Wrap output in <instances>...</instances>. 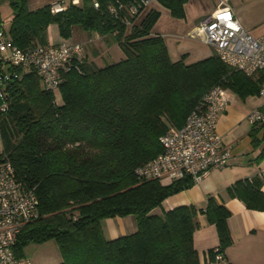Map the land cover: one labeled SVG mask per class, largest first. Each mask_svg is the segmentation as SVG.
I'll return each mask as SVG.
<instances>
[{
  "label": "trees",
  "instance_id": "1",
  "mask_svg": "<svg viewBox=\"0 0 264 264\" xmlns=\"http://www.w3.org/2000/svg\"><path fill=\"white\" fill-rule=\"evenodd\" d=\"M3 1L12 11L2 31L10 46L28 50L49 44L48 30L55 24L63 39L74 26L111 36L124 55L104 66L73 56L59 71L57 99L42 88L34 68L0 60L6 69L0 74V162L9 159L17 178L38 198V216L19 233L15 254L23 256L29 243L54 239L62 258L57 264H199L192 240L198 211L182 205L153 213L193 179H139L134 169L162 151L159 138L182 127L211 87L221 85L243 98L258 93L261 79L223 63L215 52L192 63L169 58L163 37L152 34L158 7L182 19L188 0H154L155 7L134 16L120 11L130 25L111 10L129 0H57L63 4L57 12L51 11L55 2L30 9L28 0ZM259 129L253 142L261 145L264 159V126ZM262 183L257 175L227 191L247 208L264 211ZM199 212L215 225L223 252L232 241L230 212L212 196ZM124 216L134 218L135 231L106 238L102 220Z\"/></svg>",
  "mask_w": 264,
  "mask_h": 264
},
{
  "label": "built area",
  "instance_id": "2",
  "mask_svg": "<svg viewBox=\"0 0 264 264\" xmlns=\"http://www.w3.org/2000/svg\"><path fill=\"white\" fill-rule=\"evenodd\" d=\"M76 4L79 0H71ZM154 0H129L111 10L126 25L128 16H134L149 7ZM98 7L96 1L93 2ZM63 9L61 2L51 6L52 12ZM125 10L127 15L118 14ZM205 44L214 48L220 60L247 76H258L261 106L249 113L248 119L264 126V34L253 36L238 20L232 6L224 1L205 15L190 32ZM9 49L7 60L14 65L32 67L40 77L42 88L59 97V71L69 64L71 58L82 51L75 42L37 45L28 50L0 43V49ZM226 88L211 87L194 105L182 127L171 130L159 138L162 151L152 159L138 165L134 173L139 179L177 180L191 177L200 181L211 170L226 165L229 150L221 143L217 131L220 112L227 104ZM264 180V168L259 172ZM38 216V198L33 188L17 178L9 159L0 162V264H32L25 256H17L13 246L23 227ZM214 264H228L218 247L213 249Z\"/></svg>",
  "mask_w": 264,
  "mask_h": 264
},
{
  "label": "crops",
  "instance_id": "3",
  "mask_svg": "<svg viewBox=\"0 0 264 264\" xmlns=\"http://www.w3.org/2000/svg\"><path fill=\"white\" fill-rule=\"evenodd\" d=\"M191 4V0H188L184 5L185 17L182 19L170 17L169 11L163 7H158V9L161 13L160 16L164 13L163 15L166 16L165 20L170 26H185L193 30L203 17L213 11L215 7L211 9L200 3L201 7L198 8ZM0 5L9 4L7 1H3L0 2ZM188 10L191 11L189 21H187ZM235 15L249 31L250 28L247 24L243 23L236 13ZM11 17L12 11L9 8L4 17L0 15V27L2 26L1 23H8L9 25ZM166 33L164 27L162 30H155L153 27L152 34H159L164 38ZM250 33L255 37H259L264 34V31L256 32V34ZM48 40L51 44L66 41L60 37L55 24L49 27ZM67 40L82 45V51L77 54V57L85 58L97 66L107 64L105 55L110 56L112 63L124 58L116 43L105 42V36L87 32L83 29H76V26L72 28L71 37ZM100 41L102 44H100ZM92 44L101 48L103 52L97 51L96 47H93L95 50L92 48L93 50L91 51L89 47ZM210 47L212 52H214V48ZM189 54L190 52L188 51L187 55ZM8 55L5 57L6 59ZM207 55L211 54L207 53L203 57H207ZM5 58H0V60L4 61ZM252 77L259 78L258 76ZM226 92L228 101L225 108L220 112L217 122V131L221 136L222 146L229 150L226 165L221 169L211 170L191 187L168 196L159 207L153 210V213L161 214L163 211H168L177 206L192 205L198 211V228L193 232L192 240L193 246L198 253L199 264H214L210 251L219 245L216 227L207 220L205 214L199 212L206 207L208 197L212 196L230 212L227 222L232 241L223 251L228 264H264V211L247 208L241 200L231 197L227 191L228 187L235 182L255 177L264 168V159L259 158L261 145L255 146L253 142V134H255L256 138H260L262 132L258 125H254L248 119L249 113L261 106L262 100L258 93L249 94L242 98L229 89H226ZM1 106H3V103ZM1 152L2 141L0 137ZM164 180L169 181L167 179ZM261 189L264 191V183H262ZM135 229L136 223L132 216L112 217L102 220L103 233L109 239L130 234Z\"/></svg>",
  "mask_w": 264,
  "mask_h": 264
},
{
  "label": "rangeland",
  "instance_id": "4",
  "mask_svg": "<svg viewBox=\"0 0 264 264\" xmlns=\"http://www.w3.org/2000/svg\"><path fill=\"white\" fill-rule=\"evenodd\" d=\"M55 1L57 0H28V7L30 9H33L43 6L48 2L53 3ZM64 1L68 2L69 0ZM220 1H224L232 6L234 12L239 16L241 21L247 24V26L250 28V32L256 34V32L264 31V0H191V3L198 8L201 7V4H204L206 5V7H210L212 9L214 7L216 8L219 5ZM151 5L155 7L156 3L153 2ZM151 5L146 8V11L151 7ZM9 8V5H0V15L4 17L7 14ZM163 14L154 25V29L162 30L163 27L165 28L167 33L163 39L165 41L169 58L171 60H176L183 57L185 63H192L202 58L207 53H210L211 55L213 54L212 48L208 44H205L198 38H194L190 35V27H176L172 25L170 26L169 23L165 20L166 16ZM187 14V21H189V19L191 18V11L188 10ZM143 15L144 14L137 18V23L141 20ZM1 24L2 26L0 28V43H5L7 37L6 34L2 33V31H7L8 23ZM76 29L81 28L79 26H76ZM65 40L66 41L64 42H73L68 41L67 39ZM105 42H113V38L111 36H108ZM100 44H102L101 41ZM93 47H96L95 49H97V51L103 52L102 49L95 44H92L89 49L92 51L94 49ZM188 51L190 52L189 55H183ZM8 53V48L3 47L2 49H0V58L4 59L8 55ZM105 59V62L107 64L112 63V61H110L109 55H105ZM0 66V74L5 75V63H0ZM3 87L4 83L2 78L0 77V106L3 102ZM162 181L165 182L166 180L163 179ZM23 256L27 257L32 264H57L62 261L58 245L54 239H48L39 243H29L23 248Z\"/></svg>",
  "mask_w": 264,
  "mask_h": 264
}]
</instances>
